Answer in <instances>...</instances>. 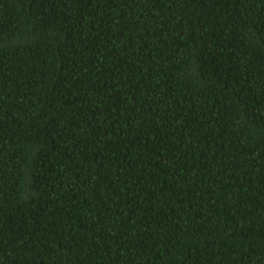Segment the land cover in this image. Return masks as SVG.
Listing matches in <instances>:
<instances>
[{
    "label": "trees",
    "instance_id": "obj_1",
    "mask_svg": "<svg viewBox=\"0 0 264 264\" xmlns=\"http://www.w3.org/2000/svg\"><path fill=\"white\" fill-rule=\"evenodd\" d=\"M0 264H264V0H0Z\"/></svg>",
    "mask_w": 264,
    "mask_h": 264
}]
</instances>
